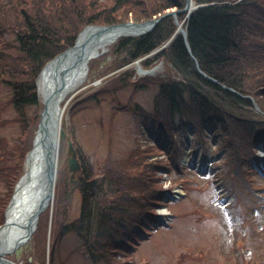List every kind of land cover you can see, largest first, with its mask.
<instances>
[{"label":"trees","instance_id":"trees-1","mask_svg":"<svg viewBox=\"0 0 264 264\" xmlns=\"http://www.w3.org/2000/svg\"><path fill=\"white\" fill-rule=\"evenodd\" d=\"M193 1L205 5L186 18V11L176 15L183 22L185 37L177 31L173 16L163 17L149 33L120 37L113 47L115 53L123 56L108 70L119 69L167 43L141 64L146 68L164 60L170 66L168 76L134 80L135 71L129 69L119 74V83H132L133 92L158 86L153 112L145 117L151 122L149 126L153 124L167 135L190 130L198 134L213 122L221 124V144L229 147L228 163L244 164L234 173L241 171L242 179L251 186L254 170L249 160L256 165L264 157L256 154L257 149L264 153V117L247 120L233 110L227 112L221 97L224 105L232 102L235 108L240 102L251 107L253 99L264 115V0ZM185 5L186 0H0V86L10 91L8 101L16 112L14 122L20 123L21 138L39 119L37 76L49 60L74 44L85 26L140 23L173 9L181 10ZM29 108H34L31 115ZM66 131L81 165L75 176L81 203L78 216L59 226L60 231L61 217L57 213L53 246L66 235L74 234L81 241L75 249L80 264H142L128 256L127 250L139 243L137 235L145 234L148 223L156 222L155 210L165 204V190L156 171L165 168L168 172L171 165L158 158L146 160L159 150L138 144L125 160L107 161L101 170H94L70 122ZM64 143L61 140L60 151ZM27 146L21 139L12 143L0 137V184L4 186L0 192V225L23 173ZM17 152L21 158L11 164ZM255 204L250 200L252 208ZM43 217L47 225L48 212L40 220ZM32 238L33 251L23 255V262L46 264L45 253L34 251L37 236ZM54 252L55 247L47 264H55ZM29 256L32 262L28 261Z\"/></svg>","mask_w":264,"mask_h":264},{"label":"rangeland","instance_id":"rangeland-1","mask_svg":"<svg viewBox=\"0 0 264 264\" xmlns=\"http://www.w3.org/2000/svg\"><path fill=\"white\" fill-rule=\"evenodd\" d=\"M117 41L109 45L106 52L89 61L86 80L64 99L61 123L65 128L69 122L72 124L74 136L94 170H101L107 161L125 160L138 144L159 150L146 160L158 158L171 165L168 172L165 168L156 171L160 176L159 184L165 190V204L155 210L156 222L146 225L144 235H137L139 243L127 250L128 256L142 264H264V157L256 165L249 160V166L254 170L251 172V188L250 183L242 179L241 171L234 173L235 168L244 164L228 163L229 147L221 144V124L213 122L198 134L190 130L174 135H167L153 124L149 126L151 122L146 120L145 114L153 112L158 86L133 92V84L121 85L119 82L122 80L118 76L129 69L135 71L134 80L145 76H168L170 66L160 60L145 68L153 70L152 73L140 74L141 62L151 57L148 56L119 69L108 70L123 56L114 52L113 45ZM166 46L167 43L153 55ZM109 82L111 84L106 85ZM102 86L108 88L98 90ZM9 97V89L0 86V122H3L0 124V137L12 143L17 138L21 139L24 145H29V150L39 119L23 133L22 139V129L20 123L14 122L16 112L8 101ZM39 98L42 100L40 94ZM221 99L227 112L233 110L247 120L264 117L253 99H250L251 107L240 102L237 108L232 102L224 105V98ZM27 111L31 115L34 108ZM256 154L261 157L264 153L257 149ZM20 158L21 153L17 152L11 164H16ZM67 159L65 141L58 159L56 193L48 223L44 224L43 217L32 235L37 236L34 251L45 253L46 264L53 247L55 264L81 263L80 255L75 252L81 241L74 234L66 235L54 246L52 244L56 234L53 221L57 213L61 217L60 231L59 226L75 219L80 211L78 178L74 179L76 182L70 180ZM3 188L0 184V192ZM250 200L256 201L255 207L252 208ZM170 214L173 216L169 222ZM32 237L7 252L6 257L22 263L23 255L33 251Z\"/></svg>","mask_w":264,"mask_h":264},{"label":"bare ground","instance_id":"bare-ground-1","mask_svg":"<svg viewBox=\"0 0 264 264\" xmlns=\"http://www.w3.org/2000/svg\"><path fill=\"white\" fill-rule=\"evenodd\" d=\"M181 28V24L178 23ZM133 30V28H132ZM126 28H113L99 31L98 28L88 27L78 37V43L88 45L85 59L78 64H71L72 52L48 63L38 78V91L43 100H50L47 118L51 124L49 131L52 139L58 141V132L62 126L65 107L62 106L66 95L75 90L87 78V64L93 58L106 52L109 45L114 43L125 32ZM151 73L153 72L150 71ZM140 74L148 72L140 70ZM43 133L37 128L33 137L32 148L25 161L24 174L17 183L9 207L6 211V221L0 229V252L5 256L17 245H20L34 231L37 219L34 217L37 206L42 202L43 169L45 167ZM58 156V150H57ZM34 217V218H33Z\"/></svg>","mask_w":264,"mask_h":264},{"label":"water","instance_id":"water-1","mask_svg":"<svg viewBox=\"0 0 264 264\" xmlns=\"http://www.w3.org/2000/svg\"><path fill=\"white\" fill-rule=\"evenodd\" d=\"M199 6H201V5H195L193 3V1L186 0V6L184 7V9L173 10V11L165 13L161 17L154 18V19L144 21L141 23H135L133 21H128L125 23L114 24V25H90V26H86L84 29H86L88 27H95V28H98L99 31H103L105 29H113V28H117V27L126 28L128 30H132V28H133L132 32H125L124 34L142 35L144 33L152 31L156 27L158 22L161 20V18L166 17V16H175L177 13L182 12V11H186V10H188V12H190ZM181 31H183V30H181ZM80 33H79V35H80ZM79 35H78V37H79ZM183 35H185V32H183ZM78 37H77V40H78ZM77 40L75 41L73 46L67 48L65 51L56 55L48 63L54 61L55 59H58L59 57L65 55L69 51L73 53V57L71 58L69 65H71V64L75 65V64L82 62L85 59L86 55H88L85 53L88 51L89 46L79 44ZM49 103H51L49 99L43 100V109L41 110L40 121H39V125H38V128L43 133L42 142H43V149H44V158H45L46 163H45V167L43 169V175L44 176H43V183H42V188H43L42 202L40 203L39 206H37V209H36V212L34 215V217L37 220L39 219L40 214L43 213L47 209V207L50 205V202H51L53 195H54V187H55V180H56V173H57V150H58L60 139L67 141V155H68L67 165H68L69 171L71 172V178L74 176L75 173L79 172L81 169L80 164L77 160L76 151L72 145L71 140L69 138H67V135H66L64 128L62 126L60 127V130L58 132V138H59L58 141L52 139V137H51L53 133H51L49 131V128H48L49 126L51 128V124L49 123V119L47 118V115H46L48 108H49ZM8 207H9V205H8ZM8 207H7V209H8ZM7 209H6V211H7ZM5 217H6V212H5ZM5 221H6V218H5ZM3 225L0 226V229L2 228ZM32 233H33V231L29 232L24 243H26L31 238ZM29 261H31V258H29ZM0 264H17V263L12 261V260L4 258L3 253L0 252Z\"/></svg>","mask_w":264,"mask_h":264}]
</instances>
